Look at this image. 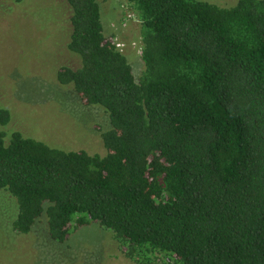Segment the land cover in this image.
<instances>
[{"label":"trees","instance_id":"16d2710c","mask_svg":"<svg viewBox=\"0 0 264 264\" xmlns=\"http://www.w3.org/2000/svg\"><path fill=\"white\" fill-rule=\"evenodd\" d=\"M47 1L66 34L58 80L110 129L104 156L0 131L14 231L44 215L50 240L96 222L136 264H264V0H125L138 80L103 33L99 0Z\"/></svg>","mask_w":264,"mask_h":264},{"label":"rangeland","instance_id":"374dc122","mask_svg":"<svg viewBox=\"0 0 264 264\" xmlns=\"http://www.w3.org/2000/svg\"><path fill=\"white\" fill-rule=\"evenodd\" d=\"M202 1L223 8L236 3ZM99 3L104 35L119 44L138 80L144 70L138 21L125 0ZM0 4L3 10L12 5L11 10L0 11V105L10 115L0 131L19 132L62 151L104 156L101 135L110 129L108 116L58 80L66 34L63 24L57 23V10L47 0H0ZM16 215L15 199L0 190V264H136L123 256L113 233L96 222L73 228L58 243L50 240L44 215L27 234L12 228Z\"/></svg>","mask_w":264,"mask_h":264},{"label":"built area","instance_id":"2783aa9c","mask_svg":"<svg viewBox=\"0 0 264 264\" xmlns=\"http://www.w3.org/2000/svg\"><path fill=\"white\" fill-rule=\"evenodd\" d=\"M117 47H119V44H116Z\"/></svg>","mask_w":264,"mask_h":264}]
</instances>
